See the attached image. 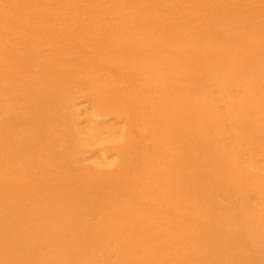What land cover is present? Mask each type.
Here are the masks:
<instances>
[{
	"label": "bare ground",
	"instance_id": "bare-ground-1",
	"mask_svg": "<svg viewBox=\"0 0 264 264\" xmlns=\"http://www.w3.org/2000/svg\"><path fill=\"white\" fill-rule=\"evenodd\" d=\"M0 264H264V0H0Z\"/></svg>",
	"mask_w": 264,
	"mask_h": 264
}]
</instances>
